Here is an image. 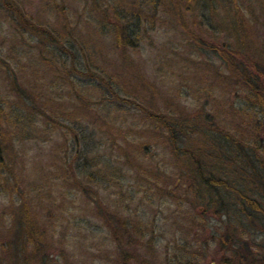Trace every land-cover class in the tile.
Segmentation results:
<instances>
[{"label": "rangeland", "instance_id": "obj_1", "mask_svg": "<svg viewBox=\"0 0 264 264\" xmlns=\"http://www.w3.org/2000/svg\"><path fill=\"white\" fill-rule=\"evenodd\" d=\"M12 1L17 9L24 11L27 18L49 28H55L59 22L61 25L65 21L63 17L72 23L77 22L83 11L84 15L90 14L91 9L85 8L90 6L85 3H92L90 0ZM119 1L125 3V0ZM236 1L243 15L242 35L232 33L229 27L224 33H213L200 21V25L193 26L188 13L183 16L182 22L186 26L183 27L160 8L152 23L146 27L148 35L139 45L128 50L130 67L123 66L120 54L112 51L108 35L99 37L97 45L91 42L90 50L96 55L95 64L99 71L105 69L106 75L117 81L124 97H133L137 102L140 101L139 97H143L140 103L146 108L166 114L183 112L195 118L197 128H194L198 129V134L185 141L187 146L196 147L203 160L212 155L208 152L222 153L223 137L220 135L243 139L247 149L255 144L264 145V116L248 106L245 86L229 80L231 76L221 61L207 56L208 51L204 47L214 43L222 48L235 49V43L230 38L233 37L238 45L245 43L243 48L258 51L264 66V0ZM182 11L185 12V9ZM11 19L5 13H0V106L5 110V120L10 126L7 130L6 125H3L2 130L5 132L1 133L5 141V144L2 142V160L8 170L5 169L3 174L6 179L0 176V188L5 190L16 182L17 189L23 192L50 235L54 234L46 247L50 253L47 264H167L170 263L167 260L173 258L174 244L182 245L185 240L201 247L203 257L199 256L202 259L194 260L193 264H219L223 256L230 255L219 246V239L227 226L226 217L221 219L214 208L206 211L203 206L198 207L201 213L197 212L190 207L189 202L184 203L181 191H165L160 182L154 186L152 178L151 182L145 181L143 171L158 163L162 170H166L165 176L172 175V184L179 188L180 181L174 170H171V167L179 164L172 158L170 149L160 141L161 137L145 132L150 127L132 105H126L132 111L122 115L119 123L122 131H117L115 141L102 137L101 124L79 115L82 122H90L85 125L88 135L96 129V139L101 140L99 148L88 152L87 167L83 171L93 178L98 172L99 177L87 183L80 176L76 170H81L85 164L79 156L81 151L77 154L72 147L73 138L65 135V129L57 126V123L70 124L60 115L61 107L68 104L65 97H72V84H65L71 62H67L66 69L54 68L53 57L49 58L50 54L43 49L44 45L50 47L48 43L45 44L43 40L41 43L34 33L23 30ZM76 24L74 26L77 27ZM85 28L88 29L86 32H91L89 26ZM185 29L201 38L203 43L197 44L202 47L201 53L191 51L197 45L194 49L187 47L186 43L193 40L184 34ZM97 50L101 54L97 55ZM46 58H49L48 63ZM217 70L225 78H218ZM138 71L152 88L147 86L145 89L144 84L135 80ZM71 77L82 78L75 71ZM261 80L263 88L264 79ZM20 107L24 111V108H32L36 116L30 125L18 123L20 129L32 134L18 133L21 138H17L12 119L22 112ZM73 113L78 118L77 111L73 110ZM50 119L57 123L52 124ZM136 123L138 126H134ZM154 130L152 128L150 131ZM12 132L14 134L10 137ZM135 133L138 134L133 138ZM123 136L127 137L126 143L121 142ZM149 141L151 144L147 157L143 154L137 157V146L143 143L144 147V143ZM226 152L231 153L229 150ZM257 154L264 168V154L261 151ZM95 157L100 160L99 165L94 163ZM133 165L141 167L134 169L130 167ZM70 166L77 172L74 181L68 180L72 176ZM101 166L104 175L115 172L118 183L109 177L101 180ZM2 190L0 218L5 217V221L2 224L0 220L1 235L12 225L7 218L9 211H12L10 201H18L13 191L2 193ZM9 193L13 196L9 197ZM137 225L145 230L144 239L133 233ZM115 235L121 238L119 243L114 241ZM255 243L264 244V238L257 236ZM118 244L127 245V259L121 256V248L116 250ZM129 245L138 247L137 252L129 249Z\"/></svg>", "mask_w": 264, "mask_h": 264}, {"label": "trees", "instance_id": "obj_2", "mask_svg": "<svg viewBox=\"0 0 264 264\" xmlns=\"http://www.w3.org/2000/svg\"><path fill=\"white\" fill-rule=\"evenodd\" d=\"M90 1L92 3H85L90 6L85 7L86 9H91L89 11L90 14L87 15L86 13L84 15L83 11L81 16H78V21L73 23L63 17L65 21L61 25L59 22L60 26L49 28L40 26L27 18L24 11L17 9V6L15 7V3L12 0H0V13H5L12 17L11 20L15 21L23 30L26 29L34 33L41 43L42 40L45 41V44L48 43L51 48L44 45L43 49H46L50 54L49 58L52 59L53 57L52 60L55 61L54 68L63 67L66 69L67 62H71L65 84L69 82L72 84L73 89L71 88L72 94H70L72 97H65L68 104L64 105L65 107H61L60 115L64 121H68L70 124L56 123L59 128L65 129V135L68 134L73 138L72 147L76 149L77 154H80L81 151L82 155L80 154L79 156L84 160L85 164L82 166V171L79 169L76 171H79L80 176L84 177L87 183H91L93 179L96 180V177H99L98 172L94 178L92 176L88 177L83 172L84 168L87 167L88 160L86 158L88 152H92L101 146V140L96 139L98 138L95 134L97 130L95 129V132L88 135L85 125L90 122L101 124L102 137L107 140L114 139L115 141L117 139V131L119 130L120 133L122 131L120 129L121 126H119L122 115L129 114L132 111L126 105H132L131 107L140 113L141 119L150 127L145 132L159 136V138L161 137L160 141L162 140V143L170 149L173 155L172 158L179 164L171 167V170H174L176 178L181 183H179V188L172 184V175L166 177V170H162L158 163L153 165L154 168L151 167L146 172L143 171L146 176L145 181L151 182L150 179L152 178L153 185L158 186L161 183L160 185L165 191H181L184 203L189 202L190 207L196 209L197 212H200L198 207L202 208V206L206 211L214 208V211L221 219L227 218L226 230L219 239V246L225 253L230 255L223 256L219 264H264V244L255 243L257 236L264 238V168L260 165L259 155L257 154L259 151L264 154V145L262 147L260 144H255L254 146L251 145L252 148L247 149L243 139L220 135L223 137L224 148L222 146L221 149L224 150L222 153L214 154L213 152H208V154L212 155H209L205 160L201 159L196 147L187 146L185 141V139L189 140L192 136L194 137L198 134L196 132L198 129H196L195 118H191L183 112L166 114L152 108H146L140 103V101L143 102V97H139L140 101L138 102L132 99L133 97H124L118 88L117 81L106 75L105 69L101 68V71H99L98 66L95 64L97 59L94 57L96 55L91 53L90 50L93 41L97 45L96 40L99 37L108 35L112 51L120 54L123 66L130 67L131 63L127 59L128 50L135 48L144 36L148 35L146 27L148 23H152L160 8L176 24H180L183 27L185 26L184 22H182L183 16L188 13L190 24L193 26L202 23L211 29L213 33H220L221 31L224 33L229 27L232 33L242 35L244 34L242 31L244 21L242 20L243 15L237 1L125 0L123 4L119 0H109L108 2L107 0ZM183 9H185V12L182 11ZM221 11L224 17L221 16ZM93 13L96 14L93 15ZM197 19L198 21H196ZM199 21L201 22L200 24ZM75 23H77V27L74 26ZM166 23L172 26L171 23ZM186 25L189 27L187 22ZM86 26L91 28L90 33L86 32L88 30L85 28ZM86 33L88 36H86ZM184 34L188 38L191 36L190 39L193 40L189 44L188 42L186 43L189 49H194V46L200 45L201 42L203 43L201 38L196 37L197 35H194L193 32L189 33L186 30ZM230 38L235 43V49L222 48V46H216L214 43L206 44L204 47L208 51L207 56H212L221 61L222 66L225 67L226 72L231 76L229 80L245 86L244 92L248 94V106L264 116V87H261L263 86L261 78L264 79L263 61L258 56V51L245 49L243 48L245 47L244 42L238 45L233 37ZM201 49L202 47L198 46L191 51L201 53ZM97 51V55L101 54L100 50ZM49 58L45 60L47 63ZM92 66H94L93 70ZM74 71L82 78L71 77ZM217 75H219L218 78H225L218 70ZM137 77V79L134 77L135 80L144 84L143 87L146 89L148 85L139 74V71L137 72ZM148 88L152 87L148 86ZM73 102L75 106H73ZM20 104H22L21 100ZM24 109L26 112L20 107L21 115H14L12 119L15 122L13 127L17 138H21L18 137V133L32 134V132L20 129L18 126V123L22 125L34 123L33 118L36 115H34L33 109L27 108L30 111H27L26 108ZM73 110L77 111L78 118L73 113ZM79 115L89 118L90 122H82L79 119ZM5 116L6 112L0 106V176L8 170L2 160V142L5 144L1 134L5 132L2 130L4 129L3 125H6L7 130L10 129V126L6 123ZM50 120L52 124H56L53 119ZM134 126H138V123ZM152 128L155 130L150 131ZM14 133L12 132L10 137ZM137 134L135 133L133 138ZM121 142L126 143L127 137L121 139ZM149 142H145L144 147L143 143L137 146L139 148L135 151L139 155L137 157H141L142 154L147 157L149 145L151 144V141ZM81 147H83V150H80ZM226 150H229L231 155L227 154ZM95 158L94 163L99 165L100 160ZM124 163L128 166L127 162ZM109 167L111 168L112 165ZM130 167L140 169L141 166L133 165ZM102 169L103 167L101 166V180L109 177L113 181L117 180L116 183H118L119 178L115 172L104 175ZM69 170L72 176L68 180H76L77 172L71 166ZM3 176L6 179L5 175ZM0 181H2V178H0ZM0 189L2 190V187ZM3 191H13V194L18 196V201L16 202L17 204L13 200L10 201L12 211H9L7 218H9V221L11 220L12 225L3 235L0 234V264H47L50 261V253L46 247L48 242L52 241L54 234L50 235L45 223L31 208L23 192L17 189L16 182L13 183L12 187H6L5 190H2V193ZM9 194V197L13 196L12 193ZM4 218H0L2 224L5 221ZM179 231L182 230L179 229ZM133 233L142 239L146 236L145 230L138 225L133 228ZM119 238L115 235L114 241L119 243ZM125 246L122 244L119 246L118 244L116 250L121 248V256L127 259L129 252L127 251L128 249H125ZM173 248L175 252L172 257L175 260L170 258L171 260H167L170 263L167 264H182L183 260L185 261L184 264H193L194 260L197 259L198 261V259H202L200 258L201 256L203 257L201 255V247H196L187 240L182 245L175 243ZM129 249L134 250L136 253L138 247L131 246Z\"/></svg>", "mask_w": 264, "mask_h": 264}]
</instances>
